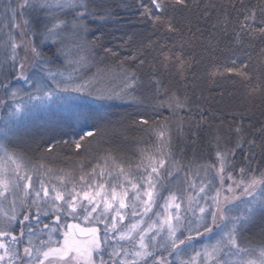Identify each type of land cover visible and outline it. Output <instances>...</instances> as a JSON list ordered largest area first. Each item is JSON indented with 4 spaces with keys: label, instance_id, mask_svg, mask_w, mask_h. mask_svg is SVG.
Masks as SVG:
<instances>
[{
    "label": "trees",
    "instance_id": "1",
    "mask_svg": "<svg viewBox=\"0 0 264 264\" xmlns=\"http://www.w3.org/2000/svg\"><path fill=\"white\" fill-rule=\"evenodd\" d=\"M16 3L0 0V47L6 43L8 51L9 35L15 33L5 9ZM140 3L87 0L90 15L84 19L86 29L76 30V35L68 31L62 44L49 43L42 48L51 71L71 74L77 83H90L92 95L82 97L86 111H93L95 119L70 121L67 128H55L41 138L34 134L16 152L57 175L80 177L94 169L118 170L117 164L126 170L136 169L148 163L149 157L160 158L162 152L182 173L189 174L214 163L219 148L234 151L230 159L235 176L241 167L259 176L264 172V38L245 37L243 44L235 43L231 21L239 9L254 8L259 17L264 0H188L190 9L170 4L167 15L181 29L178 33L153 24L142 15ZM205 4L215 5L208 9V16L204 15ZM75 14L69 11L62 18L71 21ZM44 16L43 12L29 11L16 20L23 27V20L30 19L26 30L39 32L46 22ZM165 54L170 57L167 61ZM177 54L185 62L183 68ZM235 57L249 63L251 81L235 76L210 77L211 65ZM132 73L136 84L127 88ZM13 76L2 75L1 81L11 82ZM173 94L182 107H176ZM100 95L113 98L98 99ZM142 118L149 123H140ZM88 130L94 135L81 141ZM160 131L163 137L158 135ZM76 142L81 143L80 149ZM242 235L244 244L261 246L247 233Z\"/></svg>",
    "mask_w": 264,
    "mask_h": 264
},
{
    "label": "snow or ice",
    "instance_id": "2",
    "mask_svg": "<svg viewBox=\"0 0 264 264\" xmlns=\"http://www.w3.org/2000/svg\"><path fill=\"white\" fill-rule=\"evenodd\" d=\"M170 4L174 8L190 9L188 0H148L146 3L141 0L140 7L143 9L142 15L149 17L153 24L162 25L168 32L178 33L181 29L173 17L167 15ZM214 7L215 5L205 4L204 15L208 16V9ZM232 7L235 8V4ZM26 10L45 14L43 31H25L31 22L27 18L23 20V27L15 22L18 16H24ZM69 11L76 13L71 21L62 18L66 17ZM9 14L13 21L10 28L20 29L21 36L20 42L17 43L14 36L9 35L13 69L18 68V79H22L41 94L30 95L29 101L44 102L55 98L67 104L74 99L72 93L92 95L89 82L77 83L71 74L65 77L62 72H53L46 68L45 65L50 61L42 51L49 42L53 45L62 44L66 32L72 31L73 35H76V30L86 29L84 19L90 15L87 0H17L16 6L5 9V15ZM231 22L232 35L237 44H243L245 37L264 38V5L260 7L259 17L254 8L239 9L236 19ZM224 23H229L227 14ZM37 39L39 44L36 43ZM17 48L30 52L33 58L31 68L35 69L31 75L26 72L23 62L17 64ZM261 51L264 52V49ZM164 59L169 60V55L165 54ZM176 59L183 68L185 62L179 54ZM209 75L212 78L224 79L235 76L241 81L253 79L249 63L239 57L211 65ZM135 84V74L132 73L125 86L132 88ZM3 87L7 89L8 85L4 84ZM18 91L13 90L12 97H15ZM62 93L68 95L61 96ZM97 98L113 97L100 95ZM173 98L176 107L183 106L174 94ZM168 106L172 107V104L169 103ZM22 111L23 107L16 105L10 115L16 116ZM74 115L77 120L95 119L93 111L76 112ZM140 123L148 124L149 121L142 118ZM236 131L239 133L240 129L237 128ZM11 132L10 127L0 129L3 140H7ZM93 135L92 130L85 131L80 140ZM158 135L163 137L164 132L160 131ZM75 146L77 149L82 147L79 142H76ZM230 157H234L233 150L222 151L218 148L215 162L204 166L206 174L215 170L213 180L218 178L219 186H216L213 180H208L207 183L201 180L197 184L195 178H186L187 189H166L168 194L165 197L161 191L162 179L164 176L171 177L173 173L166 167L168 160L162 152L160 158L149 157L148 163L137 165L138 172L143 169L138 175L117 164V174L113 176L109 171L107 176L110 179L107 183L96 182L93 188V181L105 175L103 170L97 175L94 169L92 176L87 179L84 175L80 176V181L83 182L80 191H76L75 185L71 191H67L62 177L57 178L61 182L60 187L54 184L49 187L44 180L39 181L38 188L34 187L33 176L23 159L10 152L7 145L0 141V264H148V258L153 256L156 246V236L165 229L167 239L161 247L170 249L169 254L174 253L179 264H264V247L254 250L241 243L244 225L257 212L264 214V172L256 176L250 168L241 167L237 177L234 175L235 166ZM196 176H199V172ZM242 196L252 199L242 201ZM185 199V212L190 211L196 221L194 225L189 221L188 226L181 231V208ZM160 200L163 204L158 203ZM57 201L63 203L58 205ZM237 201L245 205L244 212L233 216L234 208L239 207ZM26 203L28 207H24ZM32 205H36L37 213L43 211L44 215H48L46 208L51 207L57 213H66L74 219L82 216L90 225L103 224V235L101 229L96 226L66 224L63 225L62 240H54L53 234L59 230L61 215L55 216L58 227H50L48 224L43 226L44 229H49L45 233L43 229L24 224L30 220ZM18 206L23 215V219L19 221ZM154 206L162 208L163 211L154 212L153 215L159 219L148 223L144 217L152 212ZM128 217L138 219L135 223L126 224ZM36 219L39 222L38 215ZM16 222L21 225L19 232L14 227ZM145 224L147 226L142 227ZM154 226L157 230L149 237L148 234ZM45 235L47 239L43 238ZM195 237H206L209 242L198 249L194 245ZM112 241L115 243H111ZM109 248L111 251H108ZM156 260L159 264H171L162 256L155 258L153 264H156Z\"/></svg>",
    "mask_w": 264,
    "mask_h": 264
},
{
    "label": "rangeland",
    "instance_id": "3",
    "mask_svg": "<svg viewBox=\"0 0 264 264\" xmlns=\"http://www.w3.org/2000/svg\"><path fill=\"white\" fill-rule=\"evenodd\" d=\"M17 0H8L9 4L16 3ZM31 10H26L25 14L28 13ZM26 18V17H25ZM11 19V18H10ZM17 23V20H15ZM29 28V27H28ZM31 29V28H30ZM15 35L14 38L17 43L20 42L21 36H20V29H13L12 30ZM25 31H27L25 29ZM36 43L39 44V39L36 40ZM50 43V42H49ZM4 46L7 47V44L4 43ZM6 47L1 48L0 47V129L5 128H12V132L9 134L7 140H3L2 134H0V141L4 142L9 151L15 153L18 157L22 158L24 163L28 166L30 174L33 176V185L34 187H39V181L44 180L48 183L49 187H51L53 184L57 187H60L61 182L58 177H62L64 180V184L67 187V191H71L73 188V185H75L76 191H80L81 186L83 184L82 181H80V177H75V175L71 174H55L54 172H50L48 170H45L43 168H40L36 165H33L29 163L27 160H25L22 156H20L19 153L16 152V148H19L21 146H24L30 141L32 136L36 134V136L41 138L43 135L46 134H52V131L55 128H67L70 124V121L73 122H83L82 120H77L75 118L74 113L76 112H84L86 111V102L85 99L82 97L83 94L79 93H72L71 95L74 97L73 100H71L69 103H64L62 100L53 99L52 101H44L41 102L39 100H32L29 101V96H38L41 95L40 93H37L33 87H31L29 84L25 83L22 79H18V68L13 69V61L10 59L12 52L11 48L10 51H8V48ZM8 52L10 55H8ZM17 54V64L20 62H23L26 64L25 66H28L27 73L29 75L32 74L35 69L31 68L32 64V56L30 52H26L23 48H17L16 50ZM46 68L49 69V64L45 65ZM5 70V73H3ZM55 72V71H53ZM3 73V74H2ZM14 74L12 77L11 82H5L3 83L1 81V76L11 75ZM65 77L68 76V74H64ZM73 78V77H72ZM74 80V79H73ZM75 81V80H74ZM76 82V81H75ZM4 84L8 85V88L5 89L3 87ZM51 86V85H50ZM13 90H19L17 95L15 97H12L11 93ZM68 95L62 93L61 96ZM82 102V103H81ZM16 105H21L23 107V111L20 112L16 116L10 115L12 112H14ZM168 160V159H167ZM166 167L173 173L171 177L164 176L162 179L163 188L161 191L163 192V195L166 197L168 192L166 189L171 190H184L187 189V184L185 183V179L192 180L193 178L196 179L197 184L200 183L201 180H203L205 183H207L208 180H213V175L215 170L208 171L207 174L205 173L204 169L201 170H194V172H189V174L182 173L177 166L168 160V164ZM142 168L139 170V172L136 169H128L127 171L132 172L133 174H140L142 172ZM113 173V176H115L118 172V170L111 169L110 170ZM163 171V170H161ZM101 171H96L95 173L98 175ZM199 172V176H196V173ZM104 177L100 178L99 180L93 181V188L95 187L96 182H104L107 183V181L110 179L107 176L108 172H104ZM93 173L90 175H84L87 179V177L92 176ZM213 183L216 186H219L218 178L213 180ZM226 183H230V181H226ZM198 190V189H197ZM258 194V193H257ZM54 195V193H53ZM187 193L185 192V196ZM252 198L247 196H242V201H250ZM31 197L29 198L30 203ZM62 201H57V204H62ZM159 204H163V201H158ZM203 204L204 202L201 201ZM239 204V207L234 208L232 215H240L244 212L245 205L241 203L240 201L236 202ZM24 207H28V204L26 203ZM187 207V200L185 199L184 204L181 208V216L182 219L180 221L181 223V231H184V229L188 226V222L192 221L193 225L195 224L196 217L192 215V213L185 212V208ZM48 215H44V212L41 211L40 213H37L36 211V205L31 206V212H30V220L25 221L24 224L26 226H33L37 227L38 229H43V231L46 233L49 229L41 228V224H47L50 227H58L56 224L55 216L57 214L61 215L60 219V226L59 230L53 234L54 240H62V235L64 231L63 225L66 224H79L81 227H91L96 226L101 229V235H103V224H96V225H90L87 221H84L82 216H77V218H73L70 215H67L66 213H57L54 209L51 207L46 208ZM156 211H163L162 208L153 207L152 212H149L147 216L144 217V220L148 223H152L153 221H157L159 218L153 215ZM37 215L39 216V222H37ZM197 216L199 215V212L197 211ZM17 216L18 221L23 219V215L21 214V210L18 206L17 209ZM149 217L151 218L149 220ZM137 218H131L128 217L125 220V223H135ZM50 221V223H49ZM147 224L142 225V227H146ZM14 227L16 229H19L21 225L16 222L14 223ZM262 229V232H261ZM157 230V227L154 226L152 229V232H150L148 235L149 237L152 236ZM264 214H261L260 212H257L243 227L242 233H247V237L251 238L252 240L259 241L261 243V246H254L250 244H244V242L241 243L243 246L258 250L261 247H264ZM166 229L161 230L160 234L156 236V239L154 241L155 248L153 249V256L148 258V264H153V260L157 257H164L167 261L171 262L173 264V260L176 259L175 254L173 253V256H170L168 250V253H166L165 248L161 247V244L165 242L166 238ZM241 233V238L243 237ZM185 235L187 233L185 232ZM193 235H195L193 233ZM43 238L47 239V236L45 235ZM206 237H195L194 245L196 248H201L205 243H208ZM111 243H115V241H112ZM108 251H111V248L108 249ZM107 256V255H106ZM177 261V259H176ZM156 264H159V261L156 260Z\"/></svg>",
    "mask_w": 264,
    "mask_h": 264
},
{
    "label": "flooded vegetation",
    "instance_id": "4",
    "mask_svg": "<svg viewBox=\"0 0 264 264\" xmlns=\"http://www.w3.org/2000/svg\"><path fill=\"white\" fill-rule=\"evenodd\" d=\"M48 224V223H47ZM45 224L43 223V224H41V228L44 226ZM16 231L18 232V229H16ZM62 237H63V235H62ZM62 239V238H61ZM25 243H26V238H25V241H24ZM23 246V245H22ZM21 246V247H22ZM166 253H168V250L167 251H165ZM170 256H173V254H171ZM105 259L107 260L108 259V257L105 255ZM173 262V264H179V261L177 260L176 261V259L175 260H173L172 261Z\"/></svg>",
    "mask_w": 264,
    "mask_h": 264
}]
</instances>
